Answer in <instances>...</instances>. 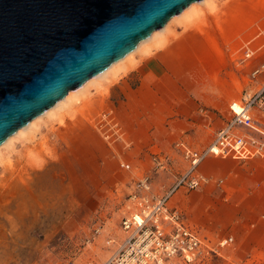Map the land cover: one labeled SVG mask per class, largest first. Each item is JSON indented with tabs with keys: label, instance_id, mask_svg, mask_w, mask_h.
Listing matches in <instances>:
<instances>
[{
	"label": "rangeland",
	"instance_id": "1",
	"mask_svg": "<svg viewBox=\"0 0 264 264\" xmlns=\"http://www.w3.org/2000/svg\"><path fill=\"white\" fill-rule=\"evenodd\" d=\"M207 2L196 4L193 19L178 17L170 21L171 18L161 34V45L154 48L151 47L154 43H149V52L140 49L124 60V68L117 71L122 73L119 79L115 81L111 71L100 80L90 78L70 91L77 98L63 100V108L60 106L33 120L34 130L31 126L27 133L14 134L11 141L1 146L0 264L104 262L125 237L122 218L138 180L151 175L154 194L170 192L187 165L177 143L184 140L201 149L212 140L214 130L208 142L199 137L196 145L193 138L183 137L188 132V121L205 104L186 102V111L178 106L162 119L157 115V104L142 86L143 75L156 61L157 49L175 40L178 31L185 33L192 28L208 35V42L213 45L202 46L198 52H230L229 62L218 55L224 67L213 72L210 80L203 72L194 77L192 71H183L182 66L195 62L194 48L182 47L180 52L176 51L171 61L189 76L187 87L200 86L205 93L217 89L225 82V68L231 64L244 76L241 85L239 76L234 71L230 73L243 92L241 98L247 89L252 92L247 87L251 83L252 64L242 62L243 46L258 27L264 26V0ZM214 59L216 65L218 60L215 56ZM145 98L150 105L148 111ZM61 116L64 118L59 122ZM162 145L168 146L166 151ZM159 161L162 167L157 166ZM9 163L15 167L11 178L4 177L2 170V165ZM178 191L193 192L183 188ZM41 195L43 199H39ZM173 195L170 203L176 206ZM42 207L44 211H40ZM39 212L41 216H36ZM182 212L186 217V212ZM197 229L209 248L193 264H235L225 257L226 246L219 245L222 241H213ZM26 234L29 241L25 250L27 244L15 236Z\"/></svg>",
	"mask_w": 264,
	"mask_h": 264
},
{
	"label": "water",
	"instance_id": "2",
	"mask_svg": "<svg viewBox=\"0 0 264 264\" xmlns=\"http://www.w3.org/2000/svg\"><path fill=\"white\" fill-rule=\"evenodd\" d=\"M202 0H0V145Z\"/></svg>",
	"mask_w": 264,
	"mask_h": 264
},
{
	"label": "crops",
	"instance_id": "3",
	"mask_svg": "<svg viewBox=\"0 0 264 264\" xmlns=\"http://www.w3.org/2000/svg\"><path fill=\"white\" fill-rule=\"evenodd\" d=\"M180 15L181 13L176 16ZM188 16L191 17L187 14L186 18ZM208 39L206 33L192 28L185 33L178 31L175 40L157 49L153 67L148 69L142 78V86H145L147 94L157 104V115L162 119L166 118L171 109L177 110L178 106H182L181 110L186 111L184 105L189 101L198 106V101L206 105L200 106L197 115L188 121V132L183 136L193 138L194 145L198 144L199 137L208 142L212 130L214 138L216 131L232 115L229 108L232 100H239L243 95L238 82L232 79L230 73L234 71L239 76L241 85H244V76L233 69L231 64L225 68V82H221L217 89L211 91L217 92L215 96L211 92H202L200 86L187 87L189 76L180 72V66H175L171 61V56L176 51L180 52V48H194L195 62L193 65L182 66L183 71H192L194 77L203 72V75L211 80L214 77L213 72L222 70L224 65L220 64L222 58L218 55H223L225 61L229 62L230 52L208 54L204 50L197 51L202 46L213 45ZM214 56L218 60L216 65L213 62ZM257 85L258 80L251 82L247 87L253 92ZM144 104L145 110L148 111L150 105L147 98ZM252 114L257 126L264 131V99L254 106ZM144 118L149 120L147 116ZM255 135L260 136L256 132ZM181 142L188 144L184 140ZM162 147L166 151L168 146ZM200 171L207 182L189 194L176 192L173 195L175 205L186 212L187 221L199 228L207 238L213 241H228L224 254L229 261L235 264H264V157L235 160L210 156L203 162Z\"/></svg>",
	"mask_w": 264,
	"mask_h": 264
},
{
	"label": "built area",
	"instance_id": "4",
	"mask_svg": "<svg viewBox=\"0 0 264 264\" xmlns=\"http://www.w3.org/2000/svg\"><path fill=\"white\" fill-rule=\"evenodd\" d=\"M243 49L242 62L252 64L249 80H258L255 90H246L239 101L230 104L231 117L206 147L197 149L184 142L177 143L187 165L170 192L154 194L151 175L138 180L122 218L125 237L118 249L100 264H193L209 248L200 231L180 209L171 205L170 199L180 188L196 190L207 182L200 168L210 156L235 160L264 157V131L252 114L254 106L264 99V26L258 27ZM157 166L162 167L163 163L159 161ZM227 243L224 240L219 245L224 247Z\"/></svg>",
	"mask_w": 264,
	"mask_h": 264
},
{
	"label": "bare ground",
	"instance_id": "5",
	"mask_svg": "<svg viewBox=\"0 0 264 264\" xmlns=\"http://www.w3.org/2000/svg\"><path fill=\"white\" fill-rule=\"evenodd\" d=\"M202 2H207V0H202V1H200V2H194V3H192L191 5H189L182 13H181V17H183L184 15H186L187 16V14L188 15H190V16H192V14H194V12H195V10H196V8H197V6H196V4H199V3H202ZM208 3V2H207ZM209 3H210V1H209ZM206 4V3H205ZM207 5V4H206ZM211 7H212V4L210 5ZM201 11H202V14L201 15H203V10L202 9H200ZM211 10V9H210ZM212 10H213V8H212ZM211 10V11H212ZM200 11V12H201ZM197 12V11H196ZM198 12H199V10H198ZM197 12V13H198ZM200 15V16H201ZM180 16H177V17H172V19L170 20V21H172V20H174V19H176V18H178V17H180ZM185 16V17H186ZM195 16V15H194ZM196 16H198L197 14H196ZM190 18H192V17H189L188 16V20L190 19ZM184 19V18H183ZM193 19V18H192ZM195 19V18H194ZM169 21V22H170ZM176 21H178V20H176ZM175 21V22H176ZM180 22H182L181 20H179ZM186 21H187V19H186ZM167 23L163 28H161V29H159V30H156V31H154L151 35H150V37H148V38H146V39H144L143 41H141L139 44H138V46L133 50V51H131L130 53H128L124 58H122V59H120V60H118V61H116V62H114L111 66H109L106 70H104L102 73H100L99 75H97V76H95V77H92V78H99V80H100V78H105L106 76H107V74H109V72L110 73H112L113 75H114V77H115V81L117 80V79H119V76L120 75H122V73H118L117 71L120 69V68H124V60H126V59H130V57L135 53V52H137L138 50H145V51H148L149 52V50L151 49V47H154V46H157L158 47V44H160V38H161V34H163L165 31H166V29L168 28V26H169V24L170 23ZM149 43L150 44H152V43H154V44H152L151 45V47L149 46ZM155 48V47H154ZM126 64V63H125ZM128 70V69H127ZM123 73H126L125 71L123 72ZM92 80V79H91ZM94 82V81H93ZM95 82H96V80H95ZM92 83V82H91ZM85 88H83V90H84ZM82 90V91H83ZM74 91V90H73ZM81 91V90H80ZM79 92V91H78ZM80 93V92H79ZM81 94V93H80ZM73 97H75V98H77L78 96L75 94H70V92L64 97V99H61L60 101H58L53 107H51L50 109H48L47 111H45L43 114H45L46 112H48V111H52V110H54V109H56V108H60V106L62 107V104L64 103V101L63 100H65V101H69L70 99H72ZM74 98V99H75ZM73 99V100H74ZM72 101V100H71ZM73 102V101H72ZM71 106V105H70ZM67 107H68V105H67ZM63 108V107H62ZM61 110V109H60ZM64 110H66V109H64ZM57 111V110H56ZM43 114H41V115H39L38 117H36L35 119H33V120H36V119H38V118H40ZM47 115H49V114H47ZM58 115V114H57ZM63 115V114H62ZM52 117V116H51ZM54 117V116H53ZM55 118V117H54ZM64 117L63 116H61V117H59V119H58V121L60 122V121H62V119H63ZM31 121V122H29L26 126H24V127H22L21 129H19L15 134H20V133H22V132H24V131H26V133L28 132V130L29 129H31V126L33 125V122H35V121ZM33 126H35V124L33 125ZM32 126V129L34 130V128L35 127H33ZM106 126V125H105ZM31 129V130H32ZM14 135V134H13ZM105 135V134H104ZM11 137L12 136H10L9 138H7L1 145H0V150H1V146H4V144H6V143H8L9 141H11L10 139H11ZM106 137V136H105ZM27 138H29V137H27ZM13 141V140H12ZM30 142V141H29ZM11 145V144H10ZM9 146V145H8ZM6 147V146H5ZM3 163V162H2ZM3 167H2V170L4 171V174H5V176L4 177H7V178H11L10 176L14 173V169H15V167H14V165L13 164H4V165H2ZM122 166V165H121ZM3 183L1 182V180H0V185H2ZM87 189V188H86ZM43 199L44 198V195H41V196H39V199ZM38 201V200H37ZM44 207H46V205H44ZM44 207H42V209L40 210V211H44L45 210V208ZM78 207H79V205H78ZM37 214V213H36ZM36 216H41L40 215V212L36 215ZM21 220V219H20ZM26 220V219H25ZM13 222V221H12ZM11 222V223H12ZM16 222V221H15ZM14 222V223H15ZM14 225V224H13ZM15 234H17V233H15ZM28 234H26V235H21V236H15L16 238H19L21 241H23L25 244H27V245H25V250L28 248V241H29V236H27Z\"/></svg>",
	"mask_w": 264,
	"mask_h": 264
}]
</instances>
